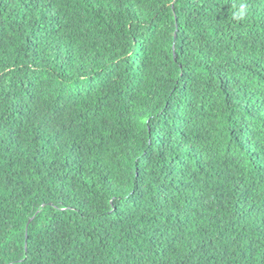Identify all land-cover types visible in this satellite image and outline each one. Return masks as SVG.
Here are the masks:
<instances>
[{
    "label": "trees",
    "instance_id": "obj_1",
    "mask_svg": "<svg viewBox=\"0 0 264 264\" xmlns=\"http://www.w3.org/2000/svg\"><path fill=\"white\" fill-rule=\"evenodd\" d=\"M0 264H264V0H0Z\"/></svg>",
    "mask_w": 264,
    "mask_h": 264
}]
</instances>
